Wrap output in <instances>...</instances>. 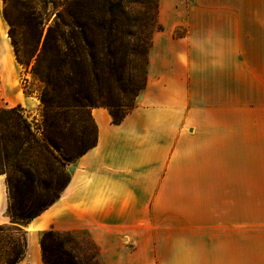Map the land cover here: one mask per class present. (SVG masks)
<instances>
[{
  "label": "crops",
  "instance_id": "0c3cea01",
  "mask_svg": "<svg viewBox=\"0 0 264 264\" xmlns=\"http://www.w3.org/2000/svg\"><path fill=\"white\" fill-rule=\"evenodd\" d=\"M159 21L135 106L92 109L95 146L26 229L85 230L103 264H264V0H161ZM229 190L237 244H211Z\"/></svg>",
  "mask_w": 264,
  "mask_h": 264
},
{
  "label": "trees",
  "instance_id": "16d2710c",
  "mask_svg": "<svg viewBox=\"0 0 264 264\" xmlns=\"http://www.w3.org/2000/svg\"><path fill=\"white\" fill-rule=\"evenodd\" d=\"M2 2L15 60L42 85L38 127L28 121L20 105H0V175L9 217L0 224V264H17L27 254V225L60 197L70 179L69 164L96 144L97 128L90 112L96 104L89 97L101 95L114 79L123 85L119 97L130 100L145 82L137 85L135 75L128 83L123 81L124 56L106 39L112 30L107 26V16H113L109 0H96L99 8L94 11L87 9L85 0L79 3L94 13L88 20L95 15L101 19L96 26L102 39L93 42L88 39L89 26L75 14L77 0H42L55 8L49 24L27 0ZM103 105L115 123L134 107L117 115L113 106ZM115 106L128 108L130 102ZM39 249L42 264H101L94 241L73 231L52 227L42 231Z\"/></svg>",
  "mask_w": 264,
  "mask_h": 264
},
{
  "label": "rangeland",
  "instance_id": "374dc122",
  "mask_svg": "<svg viewBox=\"0 0 264 264\" xmlns=\"http://www.w3.org/2000/svg\"><path fill=\"white\" fill-rule=\"evenodd\" d=\"M27 1L35 7L44 18L48 19V24L55 18V8L51 3H43L42 0ZM95 1L96 0H94V2L85 0L84 4L87 2V9H93L94 11V9L99 8L98 3H95ZM80 2L82 3V0H77V3L74 5V11L79 22H85L89 26L88 28L90 31H88V39L91 42L101 40L102 36L100 35L99 28L96 26L101 19L99 16L95 15L93 19L88 20V16H94V13L90 11H88V13L86 9H82L79 4ZM160 3L161 0H109L113 16H107V26L111 25L112 30H110V34L106 39L108 42H114L115 50L118 49L124 56V83H128L126 81L134 75L136 76L137 85L143 86L145 82L152 36L155 31L161 28V23L159 21ZM108 8L109 6L106 7V9ZM2 9L3 2L0 0V90L9 98L6 104L0 103V105L3 107H13L16 105H11L20 100L24 104H19L24 115L34 127H38L42 122V107L39 100L42 85L16 62L13 48L8 37L9 26L2 16ZM22 38L21 35L17 36L19 40H22ZM4 57L7 59L9 65L6 68L2 65ZM119 71L120 68L116 72L118 73ZM122 86V82H116L112 79L107 89H104L101 95L98 93L96 95L95 93L89 97V100L95 102L96 107L105 108L108 112L109 109L103 104H109L113 106L111 110L117 113V115H120L130 107L135 106L137 97L140 93L139 92L136 97L130 100L120 98L119 93ZM87 94H89L88 91ZM128 102H130L128 108L124 106L117 108L115 106L117 103L125 105ZM93 108L90 110L91 115ZM59 123L62 124L61 121ZM73 164L74 162L68 166L69 173L74 166ZM229 191H231L232 197H227L226 199L227 204L225 205V213L222 215L220 214L219 221H211V228L213 229L210 236L211 244H237V190ZM73 232L82 238L91 239L89 233L85 230ZM41 234L42 231L39 233H29L27 230V238L33 240V244L36 243L38 247ZM33 249L32 247V250L26 254L25 260L34 259ZM97 257L99 262L103 264L99 248L97 250Z\"/></svg>",
  "mask_w": 264,
  "mask_h": 264
}]
</instances>
